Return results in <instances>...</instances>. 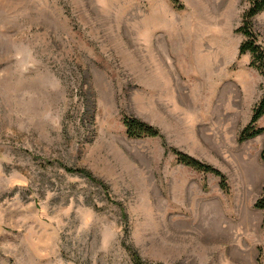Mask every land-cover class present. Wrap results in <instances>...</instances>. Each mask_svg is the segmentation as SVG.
<instances>
[{
  "label": "rangeland",
  "instance_id": "1",
  "mask_svg": "<svg viewBox=\"0 0 264 264\" xmlns=\"http://www.w3.org/2000/svg\"><path fill=\"white\" fill-rule=\"evenodd\" d=\"M247 7L0 0V264H264V133L239 141L264 95ZM253 30L264 46V12Z\"/></svg>",
  "mask_w": 264,
  "mask_h": 264
},
{
  "label": "trees",
  "instance_id": "2",
  "mask_svg": "<svg viewBox=\"0 0 264 264\" xmlns=\"http://www.w3.org/2000/svg\"><path fill=\"white\" fill-rule=\"evenodd\" d=\"M175 6L179 4V0H171ZM248 7L243 14L242 25L237 29L238 32L244 34L246 39L242 42L239 48V54L244 55L250 53L252 56L251 65L256 68L262 75H264V46L259 43L258 35L254 32V18L264 12V0H246ZM264 116V95L261 100L255 106L253 110L252 118L249 124L240 132L239 141L243 142L246 140L253 139L264 133V127H259L258 122ZM124 124L127 129V134L130 138H143V137H161L163 144L168 151H172L176 154L178 161L184 165L192 167L196 170L203 171L206 173H213L220 178V185L224 191L229 190L227 176L215 166L200 161L199 159L185 153L177 148L168 145L162 133L158 128L142 121L136 117H125ZM264 160V150L261 154ZM69 171L80 172L89 177L92 175L82 169H68ZM257 208L264 209V197L259 199L256 203ZM135 264H146L137 252L132 253ZM164 264V263H158Z\"/></svg>",
  "mask_w": 264,
  "mask_h": 264
}]
</instances>
